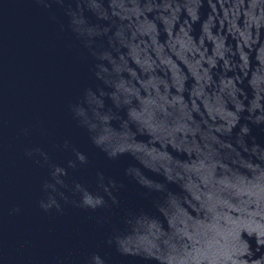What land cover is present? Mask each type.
<instances>
[{
	"label": "water",
	"instance_id": "1",
	"mask_svg": "<svg viewBox=\"0 0 264 264\" xmlns=\"http://www.w3.org/2000/svg\"><path fill=\"white\" fill-rule=\"evenodd\" d=\"M0 264H264V0H0Z\"/></svg>",
	"mask_w": 264,
	"mask_h": 264
}]
</instances>
